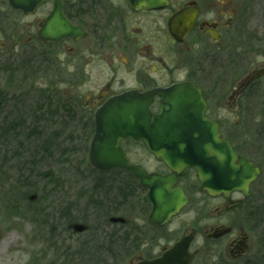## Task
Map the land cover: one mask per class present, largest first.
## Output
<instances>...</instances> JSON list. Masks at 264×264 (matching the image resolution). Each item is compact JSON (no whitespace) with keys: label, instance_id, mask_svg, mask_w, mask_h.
Listing matches in <instances>:
<instances>
[{"label":"flooded vegetation","instance_id":"flooded-vegetation-1","mask_svg":"<svg viewBox=\"0 0 264 264\" xmlns=\"http://www.w3.org/2000/svg\"><path fill=\"white\" fill-rule=\"evenodd\" d=\"M14 1L19 0H0V151L7 142L2 130L13 126L37 128L43 134L52 130L57 137L69 132L62 144L66 140L81 143L82 139L91 144L97 113L126 94L147 96L188 84L201 90L206 117L220 124L223 135L228 122L219 114L240 115L264 97V76L248 82L264 65L243 75L244 66L258 63L264 46L258 0H167L166 8L152 10L133 9L127 0H48L39 5L36 0L21 5ZM180 14L182 21L174 35L170 24ZM68 24L76 28V38L63 36ZM160 108L161 99L155 95L149 111L155 115ZM57 137L43 141H58ZM229 141L238 155L260 169L259 180L264 164L247 153L252 148ZM122 146L131 163L141 165L148 175L172 174L144 142L135 144L129 139ZM135 149L144 153L142 164L131 158L130 150ZM57 154L44 156L54 169L62 166ZM8 155L0 156V176L13 172L20 188H25L23 176L35 183L45 176L46 186L52 184L51 176L41 169L40 156L35 164V155L26 159V154ZM121 172L131 176L122 170L101 172L111 175L109 203L106 207L98 201L93 204L97 224L108 217L114 228L108 234L113 264L117 257L127 259L126 264H264V202L253 193L258 180L248 198L240 192L232 193L230 199L211 197L200 192L196 170L185 169L176 187L189 203L170 223L151 225L153 207L144 201L149 188L140 186L134 177L143 195L137 205L131 204L129 185L122 186L118 180ZM29 196L28 202L0 201V264H42L52 257L64 260L67 231L77 235L70 226L87 225L74 218L71 212L78 209L69 210L66 203L52 215L48 202L31 201ZM194 201L197 211L193 219L175 227ZM134 213L139 217H131ZM41 216L51 220L38 218ZM113 218L125 221L110 223ZM189 237L187 251L174 256L176 244ZM119 244L123 250L116 254ZM27 248L35 254H28Z\"/></svg>","mask_w":264,"mask_h":264},{"label":"water","instance_id":"water-1","mask_svg":"<svg viewBox=\"0 0 264 264\" xmlns=\"http://www.w3.org/2000/svg\"><path fill=\"white\" fill-rule=\"evenodd\" d=\"M25 1H14V4L21 5ZM45 1L48 0H36V5ZM127 1L133 9H164L168 5L167 0ZM181 21V14L171 21L174 35ZM77 33L76 28L68 24L63 36L76 38ZM263 76L264 69H261L254 72L248 82ZM155 95L161 99V108L153 115L149 106ZM206 111L207 103L201 90L188 84L158 90L147 96L126 94L117 97L96 115L97 128L89 150L90 165L102 172L125 171L138 179L140 186L149 188L144 201L153 207L149 219L151 225L170 223L189 203L184 192L176 187L185 169L196 170L201 193L230 199L232 193L240 192L248 198L261 171L235 152L230 141L223 137L220 124L207 118ZM129 139L135 144L144 142L149 152L164 162L172 174L167 177L148 175L141 165L132 164L122 147V142ZM36 198V195L29 197L31 201ZM124 221L122 218L111 219L112 223ZM70 228L78 234L88 230L86 225L79 223ZM191 240L189 237L177 243L172 254L181 257Z\"/></svg>","mask_w":264,"mask_h":264},{"label":"rangeland","instance_id":"rangeland-1","mask_svg":"<svg viewBox=\"0 0 264 264\" xmlns=\"http://www.w3.org/2000/svg\"><path fill=\"white\" fill-rule=\"evenodd\" d=\"M258 6H259V24L261 27V36H263V39L261 40L264 43V0H258ZM261 65H264V46H261L260 48V56L258 63L252 66H244V74L246 75L249 71L253 70L256 67H259ZM239 116V119L237 118ZM220 119L226 120L228 123L226 124V128L223 130L224 135L226 138H229L231 141H233L235 144H238L241 141V144H245L247 146H250L252 150H247V153L252 156L256 161L264 164V97H261L258 100V103L254 105L252 110L244 112L240 115L235 114H227L222 113L219 114ZM237 123V124H236ZM51 131V132H50ZM59 131V130H58ZM56 131V132H58ZM45 135L47 136V132L52 134V130L49 131H43ZM69 132H66L65 135L59 136L60 138L54 141V143L62 144V141L64 138L66 139L69 135ZM43 139H46L43 138ZM90 139V138H89ZM19 139L16 141L15 144H19L22 149L25 147V150H27V153H21L26 154L23 159H26L28 157L29 151L34 150L32 146L34 144H37L36 141H32L31 145L27 143L25 140L24 142ZM47 141V140H46ZM88 147L90 146L89 141H87ZM38 144H41L39 141ZM82 143H77L76 141H68L66 140V143L64 144V147H62V150H64L65 153H67L66 157L60 158L59 154L58 158L60 162L57 168L54 169V164H47V157L40 156L38 159L42 161L40 164L41 169L43 173L48 174L49 176H54V181L50 186L47 185L42 180L41 182H37V190L35 191H28L25 188H20V190L14 191L13 186L17 183L18 176H15L13 172H10L8 175L0 176V201L3 203H15L19 200L14 202V198L16 197V194L20 195L21 193H26V195H34V193L38 194L37 200L38 203L50 205V207H53V210L51 211V214L54 215L56 212L59 211L57 209L60 207L61 203H66L67 207H71L74 205L75 209L71 213L74 216V218H77L78 220L83 221L89 226V231L84 234H77L73 237L72 232L67 231V238L65 241V249H62V255L65 258L63 260H59L57 258H50L49 261H44L42 264H100L97 261H107L104 264H113V262H110L109 260V254H112V252H100L98 253L96 251V248L99 245H104L105 249H110V244L108 237H110L108 234L112 233L114 228L111 227L109 224L108 217L105 218V223L97 224L96 220L93 217V204L94 202L98 201L101 204H105L104 207L107 206L109 203V195H108V187L105 191H100L101 193L98 195H95L96 192L94 191V181L95 178H92V172H91V166L88 160V152H85L81 148ZM17 149L16 145L8 147V150H1L0 156L5 158L8 154H14V151ZM131 152V158L134 162L142 164L144 161V153L141 149H135L130 150ZM56 155V156H57ZM10 156V155H8ZM4 162V159H2ZM151 168H154V165L151 166ZM52 169L53 172H50ZM6 168H4V173ZM51 174H49V173ZM38 173V172H37ZM108 177L110 175L105 174ZM26 176H23V180ZM20 178V177H19ZM51 178V177H50ZM59 184V185H58ZM94 191V195H93ZM51 192V196L48 198V200H41L40 197L44 194L48 195ZM253 193H255V199L259 198L261 196L262 202H264V165H263V175L258 180V182L253 187ZM143 193L140 194V199L142 198ZM26 197V196H25ZM196 199V198H195ZM26 200V201H25ZM22 202H28L27 198H25ZM29 200V199H28ZM139 202L138 200H134L131 202L133 205H137ZM56 203V204H54ZM197 202L194 201L193 204L190 205L186 209V214H183L180 216L176 223L175 227H177V224L179 222H188L195 216V213L197 211L195 204ZM53 204V205H52ZM104 208H102L103 210ZM134 210L137 208L134 207ZM72 210V209H70ZM74 211L75 214H74ZM104 212V210H103ZM102 212V213H103ZM139 214V213H138ZM137 213H134L131 217H139ZM129 216H126V218ZM41 219H50L51 217L43 218V216L38 217ZM51 220V219H50ZM139 224H142L141 222H138ZM21 224L20 222H17V225ZM174 225V224H173ZM21 226V225H19ZM99 228V230H98ZM29 233V230H27ZM121 237V236H119ZM87 246L85 247V245ZM123 245L119 244L118 247H116L115 253L117 254L120 252V250H123ZM44 250V249H43ZM46 252V251H44ZM28 254H35V251L33 249L27 248ZM114 253V255H116ZM113 258V257H112ZM117 260L116 264H126L127 259L124 258H115ZM55 261V262H54ZM63 261V262H62ZM124 263H123V262Z\"/></svg>","mask_w":264,"mask_h":264},{"label":"trees","instance_id":"trees-1","mask_svg":"<svg viewBox=\"0 0 264 264\" xmlns=\"http://www.w3.org/2000/svg\"><path fill=\"white\" fill-rule=\"evenodd\" d=\"M61 132V131H60ZM2 138L4 139V142L5 140L7 141L5 143V147H4V150H8V147L10 146H14L16 145L17 149L14 151V154H21V153H27V150H25V147L22 149V147L19 145V144H22V143H19V144H15L16 141H18L19 139H21L23 142L26 140L27 143L29 145H31L32 141H36L41 139V144H38L39 141L37 142V144H34V146H32L34 148V150L32 151H29V154L30 155H35L32 159L34 160V163L37 164V157L38 156H46V155H52V154H55L56 152L59 153V156L60 158L62 157H66L67 156V153L64 152V150H62V147H64V144H57V143H54V141L56 139H52V142H44L43 141V138H51V137H57L58 135H54V134H50V133H47V136L45 134L42 133V131H39V129L37 128H23V127H16V126H13V127H8V128H4L2 130ZM59 138V137H57ZM20 141V142H22ZM82 145H81V148L83 151L85 152H88L89 150V147H88V144L86 142V139H82ZM91 172H92V178H95L96 181H94V191L96 192L95 195H97V193L99 191H105L106 188L108 187L109 183H108V180L110 177H108L107 175L105 174H108L110 175L109 173H101V172H98L94 169L91 168ZM111 176V175H110ZM41 179H43V181L45 182V176H40ZM54 176L52 175L51 178H50V181H54ZM30 178H27L25 180H23L22 182V186H25V188L28 190V191H34V189L37 190L38 186L36 185V183ZM118 180L119 182L121 183L122 186H125V183L129 185L130 189H131V200L134 201V200H138L140 199V189L138 187V183L137 181H135V179L131 176H128L127 174H125L124 172H121L120 175H118ZM19 183H20V180L17 181V183L13 186V190H17V188H19ZM46 184V183H45ZM36 185V186H35ZM59 185V184H58ZM32 186H35V187H32ZM47 188V186H46ZM33 189V190H32ZM94 191H93V195H94ZM27 195L26 193H21L20 195L16 194V197L13 199L14 201H16L19 198V200L21 201L22 199H25ZM47 196V197H46ZM51 196V192L50 194L46 195L44 194L43 196L40 197L41 200H45V197H46V200H48V198ZM97 202V201H96ZM94 202V203H96ZM71 208H74V205H72L71 207H68V209L70 210ZM110 244V242H109ZM87 246V244L85 245V247ZM110 250H112V248L110 247V249L107 250V248L105 249L104 245H99L98 244V247L96 248V251L98 253L104 251L106 252H109Z\"/></svg>","mask_w":264,"mask_h":264}]
</instances>
